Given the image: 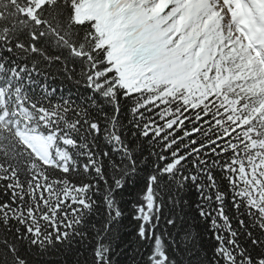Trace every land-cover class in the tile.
Wrapping results in <instances>:
<instances>
[{
  "label": "trees",
  "instance_id": "obj_1",
  "mask_svg": "<svg viewBox=\"0 0 264 264\" xmlns=\"http://www.w3.org/2000/svg\"><path fill=\"white\" fill-rule=\"evenodd\" d=\"M184 1L0 0V264H264V67Z\"/></svg>",
  "mask_w": 264,
  "mask_h": 264
},
{
  "label": "rangeland",
  "instance_id": "obj_2",
  "mask_svg": "<svg viewBox=\"0 0 264 264\" xmlns=\"http://www.w3.org/2000/svg\"><path fill=\"white\" fill-rule=\"evenodd\" d=\"M245 1L248 2V0ZM146 2L151 6L154 0H147ZM261 2L262 5L259 7V10L263 11L264 0H261ZM162 5H163V0L159 4L157 3L156 5H154L155 11L160 12V8ZM213 5L216 6L217 11L224 20V25L227 29V33L231 37L235 38V40L243 41V37L237 30L236 23L234 21V16H236L237 19L238 12L234 6L233 0H215V2L213 1ZM24 114L27 115V112L24 111ZM21 139L27 146L34 149L38 153V155L43 158V160L46 163L48 164L53 163V160L51 158L52 150H54V154L57 157V160L64 163L63 166L64 168H66L67 166L66 164L69 163V159L65 155V153L55 147V140H45L44 138L35 136L25 130H23L21 134Z\"/></svg>",
  "mask_w": 264,
  "mask_h": 264
}]
</instances>
